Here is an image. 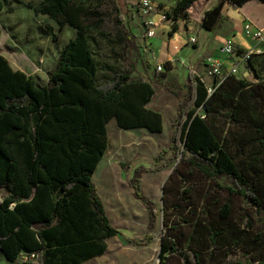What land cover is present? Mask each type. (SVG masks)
<instances>
[{
  "label": "trees",
  "instance_id": "16d2710c",
  "mask_svg": "<svg viewBox=\"0 0 264 264\" xmlns=\"http://www.w3.org/2000/svg\"><path fill=\"white\" fill-rule=\"evenodd\" d=\"M11 1L47 15L61 30L70 25L74 36L46 84L13 68L0 40V252L8 264L23 254L34 258L26 264H82L103 255L106 240L122 234L107 215L94 174L108 148L112 119L125 129L163 131L162 113L148 106L160 88L175 94L179 106L170 144L156 158L171 150L163 166L178 161L163 186L158 264H264V227L250 215L236 217L231 199L221 204L212 191L195 199L190 186L194 179H225L231 194L264 213V76L228 74L209 93L190 71L180 89L163 87L166 74L158 82L135 78V63L125 69L111 62L140 47L117 0ZM196 1L176 0L167 12L174 21L171 35L180 20L190 19ZM247 1L217 0L204 10L201 26L216 30L227 3L239 8ZM107 2L116 15V34L104 29L111 15L103 10ZM3 8L0 0V13ZM41 31L59 39L51 25ZM143 169L135 168L131 183L149 210L152 232L158 212L143 191ZM152 238L147 234V242ZM236 249L250 258L227 262Z\"/></svg>",
  "mask_w": 264,
  "mask_h": 264
},
{
  "label": "rangeland",
  "instance_id": "374dc122",
  "mask_svg": "<svg viewBox=\"0 0 264 264\" xmlns=\"http://www.w3.org/2000/svg\"><path fill=\"white\" fill-rule=\"evenodd\" d=\"M117 1L122 7L125 15V24L127 25L128 31L135 36L134 39L140 47L137 51L129 53L126 59L112 58L110 59L111 62L125 69L129 68L132 62L135 63L136 70L133 74L135 78H145V72H149L150 75L155 76V82H158L162 74H166V78L168 79L163 81V83H165L167 87L180 89L181 85H184L187 81L188 68L185 67L181 61L175 60V64L173 62H170V64L166 62L165 70L155 73L149 65L152 52L145 46L146 37L143 19L139 13L137 17L136 15L133 17L131 14L133 8L139 7V0ZM200 1L203 0H197L192 5V12H190V19L188 21L180 20L178 22L179 28L183 26V24L188 26L189 24L199 23V14L204 8H198ZM215 1L217 0H212V3ZM3 2L5 3L6 1L3 0ZM154 2L157 5L152 13L154 20L158 14L161 15L159 21L155 20L156 35L159 36L160 34L158 33H164L165 39H172L179 29L173 35L170 34L174 21L167 16V12L175 6L176 0H154ZM19 9L21 10L18 13L13 15L7 14L6 17H11L14 22L19 21V24H22L24 30H29V32L30 27L34 29V26H32L33 23L38 27L40 23L43 22V26H53L55 32L59 35V39L54 41L52 37L50 38L49 35L42 34L38 29L36 37L32 39L29 38L28 45H33L35 47L42 45L41 49H49L51 47L54 51L56 50L55 54H57L58 49L63 48L71 37L74 36V28L70 25H67L61 30L60 25L50 20V18H48L49 22L47 24L44 23L42 19L34 22L32 19L30 20L29 15L26 14L30 11L28 8L20 7ZM103 10L111 14L106 18L104 29L116 34L119 28L115 22L116 15L112 3L107 2ZM30 34L32 35V30ZM190 35V32L184 31L185 41H187L186 45L190 44ZM204 36V32L202 31L201 39H204ZM47 38L51 43L48 44ZM0 40L5 44L1 36ZM106 53L111 55L109 46L106 48ZM54 59L53 57V60ZM33 62L28 61L29 64L21 63V66L27 70V72H31L34 70L32 66ZM44 63H49L46 66L48 68L53 65L50 58L47 59V62L46 59H44ZM209 83L213 84L212 80H209ZM186 90L185 87L182 93H185ZM148 106L162 113L164 123L163 131L151 132L146 128L123 129L118 125L115 118L112 119L108 125L109 144L105 156L100 161L94 174V181L100 197L106 202L105 207L106 210L108 207L107 212L111 222L115 227L119 228L122 234L107 240L109 249L103 256L92 259L85 264H158L162 228L163 186L178 164V161L175 159L170 165L163 166L165 162L172 157L171 150L164 153V159L156 161V158L160 155L162 150L168 148L170 144V126L177 117L179 98L172 92L160 88ZM122 162L130 165V167L127 169L123 168L121 165ZM138 166L144 167L142 173L143 191L155 201V206L157 207V225L152 232H149L148 229L150 221L149 210L138 198H136L131 183L134 170ZM228 185L229 182L225 179L219 180V182L206 179L203 181L194 179L190 182V186L192 187L191 194L195 199L200 198V196L207 191H212L220 197L221 204L227 199H231V203L235 208L236 217L243 218L250 215L258 227H264V213L258 212L256 208L242 196L231 194ZM0 191L2 192L3 190L0 189ZM185 229L188 230L189 226H185ZM147 234L153 236L152 240L149 242H147ZM136 242L141 244L138 245ZM239 258L248 259L250 256L247 255L246 250L236 249L229 255L227 262ZM33 259V257L23 254L17 260V264H26ZM175 263L182 264L178 261H175ZM0 264H8L1 252Z\"/></svg>",
  "mask_w": 264,
  "mask_h": 264
},
{
  "label": "crops",
  "instance_id": "0c3cea01",
  "mask_svg": "<svg viewBox=\"0 0 264 264\" xmlns=\"http://www.w3.org/2000/svg\"><path fill=\"white\" fill-rule=\"evenodd\" d=\"M5 1L6 2L4 3V8L0 13V36L7 45V49L3 50L2 54L8 58L13 68L20 69L25 72H27V70H25L21 66V63L29 64L28 61H34L32 63L34 70L31 72L28 71L27 73L35 75L43 84H46L49 80L48 71L55 66L62 48L58 49V53L55 54L56 50L54 51L51 47L49 49H41L42 45L38 47L28 45L29 38L32 39L33 37H36L38 29L41 31L43 22H41L38 27L35 25V23H33L32 26H34V29L33 27L29 28L30 32L32 30L31 35L29 30H24L22 24H19V21L14 22L11 17H6L7 14L13 15L18 13L21 10L19 9L20 7H27L12 2L11 0ZM216 2L217 1L212 3V0L200 1L198 8H204L199 14V23L189 24L188 26L186 24H183V26H180L179 31L172 39H165L164 33H158L160 34L159 36L155 34L153 37L146 38L145 46L152 52L151 58L149 59V64L151 65V68L155 73L157 72L156 66L158 64H165L166 62H173L175 64V60L181 61V63H183V65L188 68V75L190 71H198L200 73H204L206 71V60L208 57H217V59L225 61L226 66H228L229 63L227 62V56H225L220 50V46L226 38H233L236 45L242 49H250L255 45L253 39L245 34L244 27L248 23H251L255 27H264V3L261 0H249L239 8H235L227 3L223 9V20L220 26L216 28V30L210 31L201 26L202 15L206 8L214 5ZM28 10L30 11H28V13L26 14L29 15L30 20L32 19L35 22L36 20L40 21L42 19L46 24L49 22V17L47 15H36L31 9L28 8ZM189 10L190 12H192V8ZM131 14L133 17H135V15L137 17L138 7L135 9L133 8ZM160 16L161 15L158 14L155 17V20L159 21ZM185 30L191 33L190 38L193 36L196 37V43L189 42L190 44L188 43L189 45H186L187 41H185L186 38L184 36ZM202 31L205 35L203 37L204 39H201ZM41 33L46 34L42 31ZM46 40L48 41V44L51 43L48 38ZM53 57L55 58L54 60ZM48 58L51 59V63L53 62V65L49 68L46 67L49 63H44V59H46L47 62ZM35 63L39 66H37ZM252 65L253 69L248 65H243L240 68L238 75L246 77L249 80H257V75L264 76V52L256 54L252 61ZM154 78V75H150L149 72H145L144 79H150L151 81L155 82ZM167 79L168 78L162 79V83ZM163 87H166V85ZM103 202L106 206V202ZM108 249L109 247L107 248V250ZM101 256H97L92 259H96ZM90 260L82 264H85Z\"/></svg>",
  "mask_w": 264,
  "mask_h": 264
},
{
  "label": "built area",
  "instance_id": "2783aa9c",
  "mask_svg": "<svg viewBox=\"0 0 264 264\" xmlns=\"http://www.w3.org/2000/svg\"><path fill=\"white\" fill-rule=\"evenodd\" d=\"M154 0H139L138 13L143 19V25L145 27V37H153L156 34L155 25L156 21L152 16L156 7ZM244 32L247 36L253 39L255 45L250 49H242L236 45L233 38H226L220 46L221 52L227 56V62L208 57L206 61V71L200 73L193 71V73L208 86L209 93H212L217 86L223 81L228 74H238L240 68L243 65L250 66L251 58L253 55L264 52V27H255L251 23H248L244 27ZM191 43H196V37L190 38ZM157 71H164V65L158 64L156 66ZM212 80L213 84L209 83Z\"/></svg>",
  "mask_w": 264,
  "mask_h": 264
},
{
  "label": "water",
  "instance_id": "95a60500",
  "mask_svg": "<svg viewBox=\"0 0 264 264\" xmlns=\"http://www.w3.org/2000/svg\"><path fill=\"white\" fill-rule=\"evenodd\" d=\"M160 260V259H159ZM159 262V261H158Z\"/></svg>",
  "mask_w": 264,
  "mask_h": 264
}]
</instances>
